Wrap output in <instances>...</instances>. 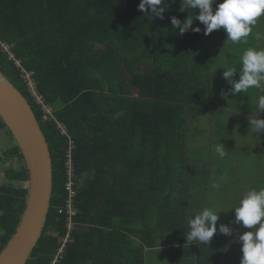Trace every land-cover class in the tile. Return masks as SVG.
<instances>
[{
	"label": "trees",
	"instance_id": "obj_1",
	"mask_svg": "<svg viewBox=\"0 0 264 264\" xmlns=\"http://www.w3.org/2000/svg\"><path fill=\"white\" fill-rule=\"evenodd\" d=\"M139 3L0 0V38L12 45L26 70L34 71L41 92L69 132L62 134L57 121L44 119L27 91L22 69L0 51V70L29 100L53 159L47 224L26 264H145V250L157 248L161 241L198 243L186 240L188 221L211 202L176 194H203L207 186H181L172 179L181 175L175 162L186 159L187 118L192 110L211 104L218 75L214 61L221 58L217 38L225 30L205 35V26L195 19L199 10L181 11L182 0H165L163 19L150 10L148 14L138 10ZM188 15L200 32L189 29L180 34L172 26V17L183 22ZM0 131L14 142L0 157L14 163L7 172L8 182L0 184L1 253L26 206L27 187L15 185L16 181L27 182L29 174L1 117ZM70 137L75 141L77 214L73 241L57 259L69 230L70 192L65 186ZM184 164L190 175L197 174L192 165ZM207 173L206 168L202 177ZM147 175L151 184L131 183ZM159 179L165 183L159 184ZM256 186L264 187V177ZM218 203L222 207L223 202ZM230 214H235L234 208ZM230 214L219 210L211 241H238V234L219 231L220 225L230 228Z\"/></svg>",
	"mask_w": 264,
	"mask_h": 264
},
{
	"label": "crops",
	"instance_id": "obj_2",
	"mask_svg": "<svg viewBox=\"0 0 264 264\" xmlns=\"http://www.w3.org/2000/svg\"><path fill=\"white\" fill-rule=\"evenodd\" d=\"M263 24L264 16H261L255 23V32L257 28L260 31L255 38L254 48L257 47V50H264L263 33H261ZM224 37L227 40V33ZM247 46L246 44L243 47ZM234 54L232 53L227 59H222L221 56L220 59L214 61V72L218 73L219 79L215 82L217 85L214 87L211 104L192 110L187 118L186 145L184 146L186 159L175 162L180 166L181 175L173 178L172 181L174 180L181 186H207L203 194L186 191V193L176 194L177 197L179 198V194L184 193V198L190 195L195 196L196 200L211 202L203 207L218 208L217 202L220 201L223 202L222 207L224 208L232 207V202L239 204V200L246 193L244 178L249 180L247 186L250 190L257 188L256 185L260 182V178L264 177V131L254 132L249 123V119H264V110L260 109V101L264 98V86L251 88L247 93L232 94L233 84L240 78L239 68L241 66L240 60H234ZM229 66L236 67L237 72L231 78H225L223 72ZM216 87H218V94L215 96ZM219 143L227 151L223 159L219 158L215 152ZM184 163L192 165V169H195L197 174L190 175L189 168ZM206 168L209 173L206 177H202ZM248 168L253 170L249 175L244 173V170ZM135 182L149 185L152 180L147 175L141 181L134 180V178L131 180L132 184ZM214 182L220 184L219 190L211 187ZM158 183H165V181L159 179ZM17 184L16 181L15 185ZM221 210L229 214L231 212V209ZM233 218L235 214H230L231 232L239 235L250 230L236 223ZM232 244L235 245L231 246ZM161 246L169 250V256H166L163 264H232L233 261L239 262L242 256L241 250L235 251L241 247L239 241H210L207 246L198 242L188 246L169 240L161 241L157 248ZM189 248L192 250L190 253L186 251ZM145 264H148L147 259Z\"/></svg>",
	"mask_w": 264,
	"mask_h": 264
},
{
	"label": "clouds",
	"instance_id": "obj_3",
	"mask_svg": "<svg viewBox=\"0 0 264 264\" xmlns=\"http://www.w3.org/2000/svg\"><path fill=\"white\" fill-rule=\"evenodd\" d=\"M165 0H140L138 10L145 14L163 19ZM216 5L215 10L213 5ZM184 9L199 10L195 19L204 27V34L208 35L213 30L223 28L227 33V40L233 44L247 41L252 32V26L257 19L264 16V0H182ZM194 18L187 16L181 22L176 17L171 18L173 27H178L180 34L191 29L200 32L199 26L193 28ZM240 78L234 82L232 94L247 93L251 88L264 86V50L247 48L240 57ZM223 72L225 78H231L237 68L229 66ZM260 109L264 110V98L260 101ZM254 132L264 131V119H249ZM215 152L223 159L227 155L222 144H217ZM212 188L219 190L220 184L213 183ZM235 210V222L244 228L250 229L237 236L241 243L240 264H264V187L248 190L239 200L238 206L224 208L205 207L188 221L189 231L186 240L207 246L214 233L217 231V220L220 209L225 211ZM219 231L225 235H231L229 227L220 225Z\"/></svg>",
	"mask_w": 264,
	"mask_h": 264
},
{
	"label": "water",
	"instance_id": "obj_4",
	"mask_svg": "<svg viewBox=\"0 0 264 264\" xmlns=\"http://www.w3.org/2000/svg\"><path fill=\"white\" fill-rule=\"evenodd\" d=\"M0 117L19 145L29 174L21 222L0 253V264H26L47 224L54 188L53 159L29 100L1 70Z\"/></svg>",
	"mask_w": 264,
	"mask_h": 264
},
{
	"label": "built area",
	"instance_id": "obj_5",
	"mask_svg": "<svg viewBox=\"0 0 264 264\" xmlns=\"http://www.w3.org/2000/svg\"><path fill=\"white\" fill-rule=\"evenodd\" d=\"M0 51H4L9 55V58L11 60L14 59L16 64L22 69V77L25 80L27 91L31 98L36 102V104L39 106L41 111L43 112L44 119L45 120H54L57 121L58 127L61 130L62 134L69 135L68 132V126L66 123L59 121L56 117V108L48 102L46 96L41 92L38 81L35 77L34 71H28L26 70L22 64L21 61L16 59L15 54L12 51V45L9 43L4 42L0 38ZM75 147V141L73 138L70 137V148L67 153V161H66V167H67V175H68V181L66 182V188L70 192V200L68 201V229L69 232L62 240V245L59 247L58 253H57V259L61 258L68 247V244L73 241L72 239V230L74 228L73 224V216L76 214V210L73 205V199L77 195V190L75 188L76 182H75V163H74V157H73V150Z\"/></svg>",
	"mask_w": 264,
	"mask_h": 264
},
{
	"label": "rangeland",
	"instance_id": "obj_6",
	"mask_svg": "<svg viewBox=\"0 0 264 264\" xmlns=\"http://www.w3.org/2000/svg\"><path fill=\"white\" fill-rule=\"evenodd\" d=\"M255 29H256V25H253L252 26V32L249 35V37H247L248 42H246V43L241 42L238 44H233L232 42L225 40V37L223 35H226V31L221 32V35L218 36L217 40H218V46H221L219 48V55L223 57L222 59H227L230 57V55L232 53H235L233 55L234 60L239 61L243 52L247 48H254L255 44H256L255 38L260 33L258 28H257V32H255ZM262 31H261V33H263V43H264V24L262 25ZM216 36H217V34H216ZM230 43H231V46H230ZM246 44L248 46L246 48H244L243 46H245ZM256 49H257V47H256ZM215 77L218 81L219 78H218L217 74L215 75ZM221 86L224 87L223 85H221ZM217 92H218V87H216V89H215V96L218 94ZM248 144H251V143H248ZM13 145H14V142H13V139L11 138V136L8 135L6 131H0V157L3 156V153L7 149V147H12ZM19 164H20V162L16 163L15 165H19ZM12 165L14 166L13 160L12 161L11 160L2 161L0 159V184L7 182V178H6L7 172L12 167ZM251 172H253V170L251 168L244 170V173H246L248 175ZM243 181L246 184V186H244V187L246 188L245 191L247 192L249 190V187L247 186V182L249 180L247 178H244ZM21 184L18 183L17 186H19V187H21V186L27 187L28 186V182H23ZM251 186H252V184H251ZM218 205H219V203H218ZM233 220H235V218H233ZM166 256H169V250L166 248H163L162 246H161V248L147 249L145 251V258L147 259L148 264H163L164 260L166 259Z\"/></svg>",
	"mask_w": 264,
	"mask_h": 264
},
{
	"label": "bare ground",
	"instance_id": "obj_7",
	"mask_svg": "<svg viewBox=\"0 0 264 264\" xmlns=\"http://www.w3.org/2000/svg\"><path fill=\"white\" fill-rule=\"evenodd\" d=\"M76 214H77V210H76ZM76 214H75V215H76ZM75 215H74V216H75ZM74 216H73V218H74ZM73 224H74V223H73ZM74 229H75V227L73 228L72 232L74 231ZM68 232H69V230H68ZM68 232H67V233H68Z\"/></svg>",
	"mask_w": 264,
	"mask_h": 264
}]
</instances>
